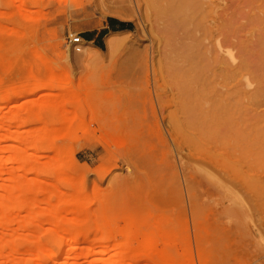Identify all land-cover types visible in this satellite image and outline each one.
Instances as JSON below:
<instances>
[{"label": "rangeland", "instance_id": "obj_1", "mask_svg": "<svg viewBox=\"0 0 264 264\" xmlns=\"http://www.w3.org/2000/svg\"><path fill=\"white\" fill-rule=\"evenodd\" d=\"M215 8L206 26L219 33ZM225 9L237 72L229 105L220 124L192 128L197 108L180 120L201 82L182 57L202 33L193 23L148 0H0V196L14 175L45 189L11 195L19 206L11 216L0 208V264H111L137 249L129 264H264V0H226ZM64 91L75 95L46 104ZM47 126L53 139L27 144ZM16 152L38 159L42 172L9 159ZM56 189L65 202L51 196ZM66 204L82 207L61 217L88 237L70 253L69 232L51 221ZM108 220L101 241L95 226ZM122 226L131 232L124 245Z\"/></svg>", "mask_w": 264, "mask_h": 264}, {"label": "bare ground", "instance_id": "obj_2", "mask_svg": "<svg viewBox=\"0 0 264 264\" xmlns=\"http://www.w3.org/2000/svg\"><path fill=\"white\" fill-rule=\"evenodd\" d=\"M18 2H20V3H25V0H18ZM148 2L152 5V4H154V5H156V7L159 9V10H157V12L158 11H160L161 12V14H163L162 13V10H164L165 12H167L168 11V13H170L172 16H171V18L173 17V15L175 16V15H177L178 14V18L180 19L179 21H181V22H183V21H185V20H187L186 21V24L187 23H193L194 25H195V27L197 28V29H199V30H201V35H198V38H195L194 40L195 41H193L192 39L195 37V36H193V38L191 37V36H189L190 37V39H191V41H193V42H191L192 44H191V46L189 47V52H188V49H187V52L191 55V56H188V53L186 54H183V56H182V54H181V56L183 57V59H187V63H191V65H189L188 64V66L190 67V69L189 70H191V73L192 74H194V76H195V79L196 78H198V76L200 77L199 78V80L201 81L200 83H199V80L198 81H196V83L198 84H200V86L197 88V89H194V90H192V88H190L191 90V92L193 93V94H195V97H191L190 96V100L188 101V104L190 105V107L189 108H187V109H184L183 110V114L185 115L184 117H182L181 118V120H180V123H183V125L182 126H185L186 124H185V122H184V120H185V118L187 117V116H189V115H187L186 113H189L188 111H192L194 108H197L198 109V111L200 112V115L199 116H197V115H192V116H190L189 118H188V121H187V125L188 126H191L192 128H199L201 125H203L204 126V124H206V125H210V124H220L221 122H222V117L225 115V113H226V110H227V108H228V105H229V88H228V79L233 75V77L237 74V72H234V70H232V65L231 64H229V62H228V59L229 58H233V56H232V54L230 53V51H229V48L227 47V43H226V32H225V30H226V28H227V17H226V15H228L227 14V10L225 9V2H226V0H218V2L217 3H213L212 2V0H148ZM214 2H216V1H214ZM13 3V2H12ZM213 4V5H212ZM215 7H219V8H221V12H220V14H219V16H221L220 17V19H221V24L219 25L220 27L218 28V30H219V33H214V30L212 29V28H208L207 26H206V23H207V18L209 17V14H212V15H214V13L216 12L215 11ZM215 8V9H214ZM215 11V12H214ZM155 13V12H154ZM167 13V14H168ZM165 14V13H164ZM167 14H165V15H167ZM217 14V15H218ZM158 15V14H157ZM121 16H127L126 14H122ZM208 16V17H207ZM219 16L217 17V18H219ZM214 17V16H213ZM216 17V16H215ZM166 18V17H165ZM177 18V19H178ZM164 22V21H163ZM167 22V21H166ZM173 23V22H172ZM185 24V25H186ZM189 24V25H190ZM182 25V24H181ZM185 25H182L183 27L185 26ZM173 26V25H172ZM193 29H194V27H192ZM170 29V28H169ZM176 29V28H175ZM174 29V30H175ZM183 29V28H182ZM173 30V31H174ZM180 31H181V29H179ZM221 30H223V31H221ZM184 31L187 33V28L186 27H184ZM194 30H192V31H190L189 33H192ZM164 32H166V31H164ZM225 32V33H224ZM17 33H19L18 31H17ZM182 33H184V32H182ZM172 33H170V35H171ZM166 35H169V34H166ZM186 35V34H185ZM195 35V34H194ZM223 35V36H222ZM225 35V36H224ZM174 35H172V37H173ZM220 36H222V37H220ZM197 39V40H196ZM112 40H114L113 38H112ZM115 41V40H114ZM114 41H112V42H114ZM111 42V41H110ZM165 45V44H164ZM194 48H196V50H195V52L193 51L194 50ZM177 49H179L180 50V48H177ZM182 50V49H181ZM179 52V51H178ZM179 54V55H180ZM177 55V54H176ZM179 55H178V58H179ZM187 55V56H186ZM180 56V57H181ZM185 57V58H184ZM195 57H197V58H195ZM164 58V57H163ZM199 58V59H198ZM180 59V58H179ZM196 60H198V62L196 61ZM189 61V62H188ZM229 61H230V59H229ZM183 62V61H182ZM232 62V61H231ZM188 66H186V67H188ZM29 67H31V66H29ZM188 67V68H189ZM186 69V68H185ZM29 70H30V68H29ZM188 69H186V71L184 72V74L187 76H189L190 75V77H192V75L191 74H186L187 72H189V70L187 71ZM193 70V71H192ZM51 71V70H50ZM231 71L233 72V73H231ZM29 72V71H28ZM30 73V72H29ZM32 73V72H31ZM56 75V74H55ZM182 76V75H181ZM243 76V74H241V76L240 77H242ZM183 77V76H182ZM211 77L213 78V79H211ZM189 79H191V78H189ZM194 79V78H193ZM211 79V80H210ZM213 84H218V86L219 87H215V89H213V88H211L212 87V83ZM215 82V83H214ZM190 82H188V84H189ZM198 84V85H199ZM210 84H211V86H210ZM189 87V86H188ZM214 87V86H213ZM14 88V87H13ZM189 91V92H190ZM14 93V91L12 90V91H7L6 93H5V95L3 96V98L4 99H6V100H10V99H12L13 97H14V95L15 94H13ZM57 95V94H56ZM75 95V93H73V92H63V93H61V95H57V97H59V98H57V97H53V99H48L47 101L46 100H43V101H46V104H49V105H54V106H56V105H59L60 104V106L61 105H63L64 104V102H65V99L67 100V99H69V97H72V96H74ZM52 97V96H51ZM78 98V97H77ZM46 99V98H45ZM67 103V102H66ZM38 104V103H37ZM68 104V103H67ZM38 106H40V105H35L34 103L33 104H31V109H32V113L34 114L35 113V111H37L38 112ZM65 107V106H64ZM56 108V107H55ZM64 109H65V111H64ZM64 109H62V112L64 111L65 113H63V115L65 116V114L66 115H69V117L71 118V116L73 115V113L71 112V114H69L70 112L68 111L67 112V109L66 108H64ZM38 114H39V112H38ZM3 114H1V116H2ZM6 115V114H5ZM60 115H62V114H60ZM13 117L12 118H16L17 117V115L16 114H14V115H12ZM40 116V114L37 116V117H39ZM10 117L11 116H9L8 117V119H7V121L8 120H10ZM68 116H67V118H69ZM2 118V117H1ZM66 118V119H67ZM191 118H197V119H192L191 120ZM207 118H210L211 119V121H214L215 123H211V121H207L206 122V119ZM3 119V118H2ZM4 120V119H3ZM0 121H2V120H0ZM3 122V121H2ZM1 122V123H2ZM20 122V121H19ZM177 123H178V120L176 121ZM177 123L176 124H174V125H177ZM180 123H178V126L177 127H179V125H181ZM210 123V124H209ZM5 124H7V128L5 127V129H7V130H9L10 129V127H9V129H8V126L10 125H8V123H5ZM21 124V123H20ZM69 124V123H68ZM4 125V124H3ZM2 125V126H3ZM51 126H55V127H58V126H56V125H51ZM60 126H61V124H60ZM1 127V126H0ZM55 127H54V129H55ZM48 126L46 127V129L44 128H42V132L40 133H35V134H32V136L34 137V139L31 137V135H30V138H24L26 141H27V144L28 145H32V146H36V141L37 140H39V139H42L43 141H45V140H50V139H53V137L55 136V134H54V132H56V131H53L54 129L53 128H51V127H49L48 129ZM62 128V127H61ZM184 128V127H183ZM185 129V128H184ZM7 130H5V131H7ZM31 130V129H30ZM186 130V129H185ZM59 131V130H58ZM32 132H34V131H32ZM11 133V132H10ZM12 135H13V137H15V132L13 131L12 133H11ZM27 135V134H26ZM58 135H60V134H58ZM24 136V135H23ZM19 137H20V135H19ZM28 137H29V135H28ZM16 138V137H15ZM39 138V139H38ZM43 138H45V139H43ZM49 138V139H48ZM50 142V141H49ZM48 142V143H49ZM51 143V142H50ZM50 146V145H49ZM9 159H15V160H18L19 161V163H20V166H21V168H23V169H26V170H28V171H33V172H36L37 173V175H38V173H39V171H41L40 169H41V166H40V163H39V161H37L38 159H36V158H34V157H31V156H26V155H24V154H22L21 152H16L15 154H13V156H10L9 157ZM56 163V162H55ZM51 164V163H50ZM49 164V165H50ZM45 165V164H44ZM46 165H48V164H46ZM2 169V168H1ZM49 168L47 167V170H48ZM61 169V168H60ZM62 170V169H61ZM59 171V170H58ZM42 172V171H41ZM59 172H61V171H59ZM64 172H62V174H63ZM12 182L14 183V185H12V186H9L8 187V189H7V194L6 195H2V196H0L1 198H0V208H1V214H2V216H4V217H7V216H11V213L9 212L10 210V208H15V207H17L18 205V203H17V201L15 202V204L14 203H12V202H14V200L11 202V199H10V197H11V195H13L14 196V194L16 193V194H19L20 195V193L22 192V188H24L25 186H26V190L27 189H30V190H36V191H39V190H42V189H44V187H42L39 183H37V182H35L34 180H32V181H29V180H25V178L23 177V176H18V175H14V176H12ZM29 181V182H28ZM53 181H51L50 180V183H52ZM45 190V189H44ZM24 191V190H23ZM23 193V192H22ZM15 194V195H16ZM22 195H24V194H22ZM62 195H63V193H62V191H60L59 189H56L54 192H53V194L51 195L52 197H56L57 199H59V200H61V201H59V202H65V199L62 197ZM72 195V194H71ZM66 196V195H65ZM64 196V197H65ZM14 197H16V196H14ZM68 196H66V201H67V199H69V198H71V196L69 197V198H67ZM19 198V197H18ZM62 198H63V200H62ZM71 200V199H70ZM23 201V200H22ZM17 203V204H16ZM15 205H17V206H15ZM73 205V204H72ZM65 207L64 208H62V209H60V208H58L57 207V205L53 208V210H52V212H51V214L53 215V217H52V224L56 227V229H58V228H60V230H62V229H64V231L66 230V231H68L69 232V235H68V238H69V236H70V243H71V246H70V249H69V253L71 252V250H77L78 249V245H80L81 244V242L83 241L84 242V240L85 239H88V237L87 238H85V232L82 230V232H73V231H71L70 230V224L69 223H67L62 217H61V215L63 214V212H66V211H76V213L78 212V211H80V208H82V207H80V208H78V207H76L75 206V204H74V206H68V204H66V205H64ZM19 207V206H18ZM23 207V206H22ZM67 207V208H66ZM3 210V211H2ZM7 210H9V211H7ZM5 211V212H4ZM12 211H13V209H12ZM11 211V212H12ZM16 211H17V209H16ZM49 211H51V210H49ZM4 212V213H3ZM81 212V211H80ZM8 213H9V215H8ZM7 215V216H6ZM124 221V220H123ZM122 221V222H123ZM76 222V221H75ZM79 222V221H78ZM78 222H76V224L78 225L79 223ZM113 222V221H112ZM125 222V221H124ZM128 222V221H127ZM122 224V223H121ZM128 225V223H124L123 225ZM162 224V223H161ZM0 225H1V219H0ZM82 224L80 223L78 226H80V227H82L81 226ZM96 225V224H95ZM94 225V226H95ZM112 226V223H109V220H108V222L105 224V223H100V224H97V226H95V228H97L99 231H100V234H99V238L101 239V241L102 240H104V239H102L100 236H103V238H106V237H104V234H109V232L107 231L108 230V226ZM114 226H119V225H113V229H111V232H112V230H115L116 228H114ZM130 226V225H129ZM129 226H122L121 228L122 229H127V230H124V232L125 233H123V236L122 237H124L123 239L124 240H122V241H125V243L124 242H121L120 244L121 245H124V244H128L126 241H129L130 240V237H129V239H125V238H127L126 237V232H128L129 231ZM120 227V226H119ZM84 229V228H83ZM122 229H120L121 231H120V233L121 232H123L122 231ZM59 230V229H58ZM63 231V230H62ZM86 231V230H85ZM58 232V231H57ZM60 232V231H59ZM58 232V233H59ZM84 232V233H83ZM130 232V231H129ZM128 232V233H129ZM102 233V234H101ZM104 233V234H103ZM122 234V233H121ZM133 234V233H132ZM129 235H131V232L129 233ZM87 236V235H86ZM98 238V240H99V243L101 242L100 241V239ZM107 239V238H106ZM69 240V239H68ZM140 241H141V239H140ZM82 242V243H83ZM104 242V241H103ZM130 242V241H129ZM136 242H138V241H136ZM98 243V242H97ZM140 243H142L143 244V242L141 241ZM142 244H141V246H142ZM146 244V243H145ZM145 244H143L144 246H145ZM11 245V244H10ZM14 246H15V243L13 244ZM44 245V244H43ZM46 245V244H45ZM139 245V243L136 245V246H138ZM13 246V247H14ZM135 246V247H136ZM9 247V246H8ZM42 247H44V246H42ZM135 247H134V249H128L129 251H131V252H133L132 250H135ZM150 246L148 245V247H147V245H146V250L147 249H149V250H147V252L148 253H150V251L151 250H153V251H151V253H153V252H155V250H157V249H159V252H158V250L156 251V254L158 253V255H159V253H160V256L162 257L163 256V254H166V252L165 251H163V250H161L159 247L156 249L155 248V250H154V248L152 249V248H149ZM45 248H47V247H45ZM50 248V247H49ZM133 248V247H132ZM42 249H44V248H42ZM41 249V250H42ZM136 249H137V247H136ZM12 250V249H11ZM46 250V249H45ZM50 250V249H49ZM44 251V250H43ZM47 251V250H46ZM51 251H52V249H51ZM51 251H50V253L49 254H51ZM136 251V250H135ZM135 251H134V253L132 254V255H130V254H125L124 256H123V254L122 253H120V252H122V251H120L119 252V254L122 256V258H120V260H117V261H119L118 262V264H120V261L122 262L121 264H127L128 262H127V260H129V262H131L132 261V259L133 258H135L136 259V254H138V256H139V253H138V249H137V252L135 253ZM147 252H146V254H147ZM48 254V253H47ZM52 254H54V252L52 253ZM162 254V255H161ZM50 256V255H49ZM50 257H52V256H50ZM118 257V259H119V257L120 256H117ZM131 258V259H130ZM117 259V258H116ZM125 259H126V261H125ZM162 259V258H161ZM54 260V259H53ZM165 259H162V261L166 264L167 262L169 263V264H174V261L176 260H170L169 259V261H167V259L164 261ZM117 261H114V260H112L111 262V264H113L114 262H117ZM133 261H134V259H133ZM172 261V262H171ZM162 262V264H164ZM176 262H178L177 260H176ZM185 262V261H184ZM189 263V262H188ZM129 264V263H128Z\"/></svg>", "mask_w": 264, "mask_h": 264}, {"label": "built area", "instance_id": "obj_3", "mask_svg": "<svg viewBox=\"0 0 264 264\" xmlns=\"http://www.w3.org/2000/svg\"><path fill=\"white\" fill-rule=\"evenodd\" d=\"M71 40H72V44L74 45L75 49L80 50L81 49V43H82L81 36L72 35Z\"/></svg>", "mask_w": 264, "mask_h": 264}]
</instances>
